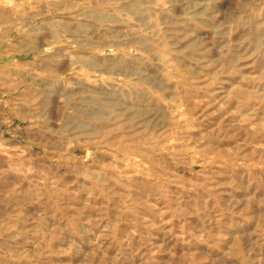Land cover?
Listing matches in <instances>:
<instances>
[{"label":"rangeland","instance_id":"obj_1","mask_svg":"<svg viewBox=\"0 0 264 264\" xmlns=\"http://www.w3.org/2000/svg\"><path fill=\"white\" fill-rule=\"evenodd\" d=\"M0 264H264V0H0Z\"/></svg>","mask_w":264,"mask_h":264}]
</instances>
